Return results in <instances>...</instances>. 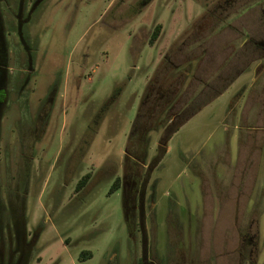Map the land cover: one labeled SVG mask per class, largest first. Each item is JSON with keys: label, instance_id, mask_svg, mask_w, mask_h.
<instances>
[{"label": "rangeland", "instance_id": "374dc122", "mask_svg": "<svg viewBox=\"0 0 264 264\" xmlns=\"http://www.w3.org/2000/svg\"><path fill=\"white\" fill-rule=\"evenodd\" d=\"M45 6L27 89L37 120L21 264H141L143 255L159 264H264V0ZM155 78L169 94L166 113L155 105ZM48 97L55 106L38 119ZM188 105L186 117L199 110L171 133ZM17 113L6 109L1 122L3 177L17 174L27 139L11 129ZM133 172L149 190L145 246L142 216L125 205Z\"/></svg>", "mask_w": 264, "mask_h": 264}, {"label": "flooded vegetation", "instance_id": "af4514ba", "mask_svg": "<svg viewBox=\"0 0 264 264\" xmlns=\"http://www.w3.org/2000/svg\"><path fill=\"white\" fill-rule=\"evenodd\" d=\"M46 2L47 0H0V127L5 110L17 105L18 116L14 119L15 125L11 129L21 138L27 135V139L21 141L20 156L16 159L18 163L17 174H11L8 170L9 173L5 177L2 176L3 161L0 149L2 164L0 167V264H21L24 258V251L20 252L19 249L21 246L19 234L23 230L19 220L25 206V196L28 194L25 187L30 176L31 165L35 159V141L32 135L35 132L37 120L36 107L31 103V94L27 89L32 74L35 72L34 58L37 50H39V45L35 44L33 40L35 36L39 37V32H35L33 26L39 22L42 10L45 11ZM11 49L12 56L10 54ZM14 64L17 65L16 71L14 66V70H11V65ZM54 91L56 94L57 87ZM18 101H22L19 108ZM43 101L39 108L38 119L42 114L48 116L56 103L55 98L51 100L50 97ZM31 140L34 141L33 145ZM2 177H7L8 180L13 178L16 181L15 188H11L10 184L4 186ZM140 180L135 173L130 182L124 181L123 187L127 190L125 198L127 209H138L142 216L147 204L146 192L149 193V190L146 189L147 179ZM153 193L154 191L149 194L150 204L154 201ZM12 197L16 199L17 207L13 206ZM142 218L144 219V215L140 219V229L143 233V246H145ZM6 228L8 235L4 233ZM16 256L18 257L14 259ZM141 264L159 263L147 259L143 255Z\"/></svg>", "mask_w": 264, "mask_h": 264}, {"label": "trees", "instance_id": "16d2710c", "mask_svg": "<svg viewBox=\"0 0 264 264\" xmlns=\"http://www.w3.org/2000/svg\"><path fill=\"white\" fill-rule=\"evenodd\" d=\"M160 29H161V26L159 25V26H157L156 28H155V30L153 31V34H152V38H151V43H154L156 40H157V38L159 37V33H160ZM168 62V61H167ZM169 63V62H168ZM189 67H187L186 69H188ZM181 67H179V66H176V69L175 70H177V71H181ZM179 73H182V71L181 72H179ZM181 75V74H180ZM183 75V74H182ZM158 82V80L155 78V80L152 82L153 84H154V92L156 93L154 96H155V105H158V103H159V101L160 102H163V106H162V111H164V113H166V112H168V110H169V108H170V106H169V104H170V101H169V97H168V93H167V90L166 89H164V87H163V85L162 84H160L159 86H155V84ZM183 81H180V83H178V85H179V89H178V91L180 92V90H181V88L183 87V83H182ZM157 85V84H156ZM177 90V89H176ZM220 93H222V92H220ZM219 93V94H220ZM218 94V95H219ZM149 95V94H148ZM181 95V94H180ZM170 97H172V95H171V93H170ZM144 103V102H143ZM143 105H145V104H143ZM191 105V104H190ZM190 105H188L186 108H184L182 111H181V113L179 112V114H177V116L178 115H180L181 116V119H179V121L178 122H176L175 124H172V128H173V131L171 132V133H173V132H175L177 129H178V127L179 126H181L184 122H186L191 116H193L198 110H196V111H194L192 114H188L187 115V117H186V115H185V113H189L190 111V109H191V107L192 106H190ZM141 110H142V108H141ZM183 116V117H182ZM144 117H145V115L144 114H142V113H139L138 114V117H137V123H136V125L138 126V129H140L141 127H143V124L145 123L144 121H143V119H144ZM167 117H168V114H166V115H164V117L162 116V118H163V121L162 122H160V123H155L157 126H163V125H165V122H166V120H167ZM142 129V128H141ZM152 129H154V128H152ZM143 142H141V144H142ZM89 178V174H87L86 176H84L79 182H78V184H77V191H79L80 189H82L85 185H86V183H87V179ZM117 188H118V182H115L113 185H112V187H111V189H110V192L112 193V192H114V191H116L117 190Z\"/></svg>", "mask_w": 264, "mask_h": 264}]
</instances>
